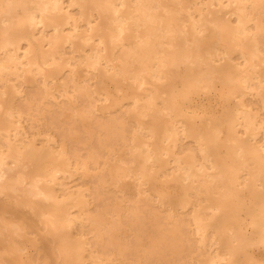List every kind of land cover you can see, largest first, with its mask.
Here are the masks:
<instances>
[{"label": "bare ground", "instance_id": "1", "mask_svg": "<svg viewBox=\"0 0 264 264\" xmlns=\"http://www.w3.org/2000/svg\"><path fill=\"white\" fill-rule=\"evenodd\" d=\"M27 83L37 87L42 100L55 103L56 93L66 97L64 104H56L59 117L68 123L75 117L80 128H65L76 124L74 118L65 127L57 118L59 130L68 129L76 144L98 133L97 147L82 155L83 149L69 150L73 140L68 138V145L39 125L29 134L25 114L39 106L34 93L26 96L22 84ZM214 88L225 97L219 113L190 110L195 94ZM80 98L87 102L83 108L77 107ZM107 100L113 117L104 113L98 120L94 112L102 107L97 102ZM260 108L264 0H0V264H38V255L34 261L25 254L26 240L35 241L29 232L38 230L43 231L39 236L50 237L43 241L55 254L52 264H132L129 246L116 241L115 249L104 250V236L112 242L121 231L113 216L120 217L130 199L171 205L170 187L180 196L174 201L179 210L191 209L190 220L184 218L193 226L199 255H192L190 264H264L253 251H264ZM131 123L135 127L128 135ZM184 138L191 143L185 150ZM102 161L122 195L92 212L94 192L71 185L69 179L87 177ZM129 178L134 179V193ZM161 211H152L155 219ZM165 211L163 218L172 220L167 232L173 236L182 224L179 215ZM161 241L171 252L179 245L168 235ZM192 246L187 245L190 252ZM206 249L207 255L202 252Z\"/></svg>", "mask_w": 264, "mask_h": 264}, {"label": "rangeland", "instance_id": "2", "mask_svg": "<svg viewBox=\"0 0 264 264\" xmlns=\"http://www.w3.org/2000/svg\"><path fill=\"white\" fill-rule=\"evenodd\" d=\"M200 1V0H199ZM239 60V59H238ZM85 69L86 68H83L82 69V72L83 73H85ZM41 83H39V84H37V85H39V86H41L40 85ZM26 85V86H25ZM22 84V86H23V88H24V90H25V94H26V96H28L29 95V97L30 96H33V95H36V97H37V99H35L34 101L35 102H37L38 103V106H37V104L35 103V105H34V107H38V108H40V106L44 109L43 110V112H42V115H40L41 114V112H40V110L42 109V108H40V110H39V113H37L38 112V110L35 112V111H33L32 110V112L33 113H30V114H25V118L24 119H26V120H24L23 121V124H24V126L26 127V130L28 131V133L29 134H32L33 132H35L37 129H38V127L40 126V127H43V128H47V129H49V131H51L56 137H57V139H59L60 138V136H61V139L62 138H64L66 141H67V143H68V145H69V139L71 140L70 142H72V138H70V136L68 135V133H70V131H71V127H72V129L74 130V128H75V130L77 129V128H80V125H79V123H78V121L76 120V118L75 117H73L74 118V121H76L75 123L76 124H71L72 122H73V118L71 119V122H67L69 119H67V121H65V119L63 118V119H61L60 117H59V109H60V106L58 107V106H56V104L58 105H61V104H64L65 103V101H67V98L66 97H64V96H61V95H59L58 93H56L57 94V98H53L54 100H55V103H54V101L52 100V99H49L50 101L52 100V102L54 103V105L52 104V102H50L48 99H43L42 100V98H40V97H38L37 96V87H31L30 88V84L29 83H27V84ZM27 86H29V87H27ZM110 86H112V85H110ZM26 87V88H25ZM34 88H36V91L35 90H33ZM27 89V90H26ZM220 88H218V90H217V88H214V89H212V90H210L209 91V93L208 92H201L199 95L198 94H195L194 95V97L196 96V100L193 98V100L195 101H193L192 100V102L189 104V108H190V110H192V111H199V113L201 112V113H203L202 111H204L205 113H208V114H211V113H219L221 110H222V108H223V106L226 104V102H225V97L224 96H222V95H220V90H219ZM70 90H71V92H73L74 90H73V88H70ZM31 91H33V92H31ZM213 91V92H212ZM215 91V92H214ZM217 91V92H216ZM33 95H32V94ZM207 93V94H206ZM219 94V95H218ZM204 95V96H203ZM60 98H59V97ZM200 96V97H199ZM207 96V97H206ZM212 97V98H211ZM224 97V98H223ZM63 98H65V99H63ZM209 98H210V100H209ZM215 98V99H214ZM219 98V99H218ZM39 99V100H38ZM57 99V100H56ZM81 99V98H80ZM41 100L43 101V102H41ZM45 100H46V102H45ZM47 100L49 101V102H47ZM63 100V101H62ZM82 100V99H81ZM81 100H78V102H77V107L78 108H83L85 105L84 104H87V102L86 101H81ZM205 100V101H204ZM200 101V102H199ZM202 101V102H201ZM215 101V102H214ZM218 101V102H217ZM82 102V103H81ZM198 102V103H197ZM224 103V105H223V103ZM44 103H46L45 105H44ZM48 103H50L52 106H54V107H52L51 105H50V108H49V110H47L48 109V107H49V104ZM79 103V104H78ZM84 103V104H83ZM220 103V104H219ZM97 104H99V107L101 106L102 108L100 109V110H98V111H96L95 110V114L96 115H98V120H99V115H104V113H106L104 116H108V115H110V116H112L113 117V115L111 114V111L113 112V106H111L110 105V101L109 100H107L106 101V103L104 102H102V101H98L97 102ZM207 106H206V105ZM219 104V105H218ZM204 107H203V106ZM44 106V107H43ZM108 106V107H107ZM206 106V107H205ZM56 107V108H55ZM194 107H195V109H194ZM198 107V108H197ZM211 107V108H210ZM222 107V108H221ZM258 104H254V108L255 109H257L258 110ZM45 108H47V109H45ZM52 108V109H51ZM200 108V109H199ZM54 109V110H53ZM57 109V110H56ZM262 108H260V114H261V116L263 115V113H264V109L263 110H261ZM52 110V111H51ZM50 111V112H49ZM53 111H56V113H58V114H55ZM47 112H48V114H50L49 115V117L50 118H52V120H48V118L49 117H46L48 114H47ZM98 112V113H97ZM107 112H108V114H107ZM36 113V114H35ZM45 114V117L47 118H45L44 117V114ZM110 113V114H109ZM51 114H52V116H51ZM54 114V115H53ZM114 115H115V117H119V119L118 120H121L122 118L121 117H123V116H121L120 114L118 115V114H115V113H113ZM57 115V117H54V116H56ZM101 115V116H102ZM28 116H29V118H28ZM33 116H34V118H33ZM38 117V118H36V120H35V117ZM104 116H102L103 118H104ZM110 116H108V117H110ZM117 117V118H118ZM262 117H264V115L262 116ZM43 118H45V119H43ZM59 120H58V119ZM101 118V117H100ZM103 118H101V120L103 119ZM121 118V119H120ZM32 121H31V120ZM43 119V120H42ZM53 119L55 120H58V124H59V121H61V120H64L65 121V123H63L64 121H61L60 123H61V126L63 125L64 127L65 126H67L68 124H71L72 126H67V127H65V128H68V129H64V130H59L60 128L61 129H63L61 126L59 127V125L57 126V123H56V120L55 121H53ZM95 119H96V117H95ZM40 120H42V122L40 123ZM46 121V122H45ZM53 123H52V122ZM70 121V120H69ZM31 122H33V124H31ZM48 122H50L49 123V125H50V127H48L49 125H48ZM55 122V123H54ZM45 123H47V125H45ZM68 123V124H67ZM77 123H78V125H77ZM29 124H31L32 126H34L33 128L32 127H30V125ZM36 124V125H35ZM52 124H56V126L57 127H59L58 128V130L56 129V128H53L55 125H52ZM133 123H131L130 125H132ZM39 125V126H38ZM74 125V126H73ZM126 126V129H127V131H126V134H128V135H131L132 134V132H133V126H134V124L132 125V127L131 126ZM53 126V127H52ZM55 126V127H56ZM36 127V128H35ZM74 127V128H73ZM128 127V128H127ZM135 127V126H134ZM29 128V129H28ZM130 128V129H129ZM129 129V130H128ZM68 130V131H67ZM131 130V131H130ZM58 131V132H57ZM61 131V132H60ZM62 132H65V133H62ZM58 135H57V134ZM60 135V136H59ZM97 135V136H96ZM65 136V137H64ZM102 135H100L99 136V138L101 137ZM95 137V138H94ZM97 137V138H96ZM69 138V139H68ZM60 139V140H61ZM94 139V140H93ZM95 139H98V133L97 134H94V136H93V138L92 139H90V141H87V143H84L85 141H81V143L79 142V143H75L76 141H74L73 140V142L75 143V144H72L71 143V145H74L73 146V148H72V146L71 145H69V150H72V151H78V150H81V149H83V150H81V151H79V153L80 154H84V153H87V152H89L88 150L90 149H94V147L96 148L97 147V145H95V144H97L98 143V141L97 140H95ZM189 140V141H188ZM93 141V142H92ZM96 141V142H95ZM187 141V142H186ZM84 144H87V146L88 145H90L91 147L93 146V145H95V146H93V148H90V146H86V145H84ZM90 142V143H89ZM182 145L184 144H186L185 146L183 145V150H185V149H187L190 145H191V143H190V139H182ZM189 142V143H188ZM89 143V144H88ZM92 143H93V145H92ZM119 145H120V143H118ZM118 144H116V145H118ZM75 145H79L78 147L77 146H75ZM121 145H123V144H121ZM127 145H129V142L127 141V143H125L124 142V145L122 146V153H123V155H124V153H125V150L127 149ZM189 145V146H188ZM126 146V147H125ZM80 147H83V148H80ZM124 147V148H123ZM70 148H72V149H70ZM89 148V149H88ZM75 149V150H74ZM86 149H88V150H86ZM183 150H182V152L181 153H183ZM86 151V152H85ZM103 152V151H102ZM106 154V152L105 153H102V156H104V155ZM85 155V154H84ZM107 155V154H106ZM102 163H103V161L101 162V164L99 165H96V166H94V167H92L91 168V171H90V174L87 176V177H82V175H76L74 178H72V179H69V183L71 184V185H73V186H76V187H79V186H81V187H85V188H88L90 191H93L94 192V194H95V203H93L92 204V212L94 211H100L101 209H103L106 205H108V204H112V203H114V202H116V201H120L121 200V193H122V191H119V189L115 186V184L113 183V179H111L112 178V174H110L109 173V171H108V169L104 166V165H102ZM104 164V163H103ZM101 166V168L99 169V167ZM102 168H103V170H102ZM92 169H95V170H92ZM107 170V171H106ZM105 172H107V173H105ZM107 174V175H106ZM92 175H93V177H92ZM73 182V183H72ZM127 182H129L128 184L130 185L129 186V188L131 189V187H132V191H133V193L135 192V185H134V179L132 178H129V179H127ZM107 187V188H106ZM130 189H128V191L130 190ZM168 190H170V192L171 193H169V194H171L172 195V197H173V199H174V201H178L179 199H180V196L179 195H177V194H174L175 193V189L174 188H172V187H170ZM121 192V193H120ZM106 193V194H105ZM117 195V196H116ZM175 196H177V197H175ZM194 197V196H193ZM192 197V198H193ZM195 198V197H194ZM150 200V199H149ZM149 200H147V201H141V202H133L132 201V203L134 204V205H132V203H131V199L130 200H128V201H130V202H125V206H124V209L125 210H127L128 208H135V210H136V212L135 211H130L129 213L131 214V216H130V214L129 213H126V212H124V209L121 211L122 212V214L120 215V217H122V218H120L119 216H117V215H115V216H113V219H115V222H118L119 224H120V227H121V231H119V232H115L116 234H114V238L112 239L113 241L111 242L110 240H109V238H108V235H105L104 237H106V238H104V240H106V242H107V244H106V247L104 248V250L105 251H111V250H113V249H115V242L117 241V242H119V243H121V244H123V245H127V246H129L128 248H129V252H128V261H129V259H130V263H132V264H172V262L174 261V264H183V262L185 263V260H184V258L185 257H188V258H185L186 259V262L187 261H189V262H187L188 264H190L191 263V261H192V255H193V257L194 256H198L199 254H198V250H197V247H196V240H195V235L193 234V232H192V230H193V226L192 225H190V223H189V218H190V212H188L189 210L191 211V209H190V207L188 206V208H186V209H184V210H179V208H178V205H177V203L176 202H174L173 201V205L171 204V205H167V206H162V205H158V204H161L159 201L157 202V200L156 201H149ZM137 203V204H136ZM149 203V204H148ZM154 204V205H153ZM147 205V206H146ZM150 205V206H149ZM157 206V207H156ZM153 207V208H152ZM165 208V209H164ZM167 208H169V209H167ZM172 208V209H171ZM158 209H159V211L160 210H162L161 212H162V215L161 214H159L157 217H156V219H157V221H156V219L154 218V216L152 215V211L153 210H155V211H158ZM138 210V211H137ZM164 210H166L167 212H170L171 210H172V212L171 213H173L174 212V214H176V215H179V217L178 216H176L178 219H177V221L179 222V223H181L182 224V226L180 225V230H179V233H178V231H176V233H175V235H170L169 234V232H167L168 231V226L170 225V222L172 223V220L171 219H168L167 218V220L165 219V218H163V215H165V213L163 212ZM165 211V212H166ZM187 211V212H186ZM144 212H145V214H144ZM149 214H148V213ZM160 212V213H161ZM21 213V212H20ZM164 213V214H163ZM181 213V214H180ZM183 213V214H182ZM186 213V214H185ZM22 214H24V212H22L21 213V215ZM134 214V215H133ZM187 214L189 215V216H187ZM137 215V216H136ZM142 215V216H141ZM149 217H148V216ZM115 217V218H114ZM118 217H119V219H118ZM129 217V218H128ZM184 217H186L187 219H189V220H185V218L183 219ZM126 218V219H125ZM139 218V219H138ZM154 218V219H153ZM161 218V219H160ZM163 218V219H162ZM165 219V223L164 222H162V220H164ZM181 219V220H180ZM174 220V219H173ZM243 220H244V215L243 214H240V216H239V219L237 220V222L239 223V224H241L242 222H243ZM122 221H123V223H122ZM153 221L154 222H156V224H154L153 223ZM170 221V222H169ZM162 222V223H161ZM176 222V221H175ZM121 223H122V225H121ZM125 223V224H124ZM169 223V225H167ZM184 223V224H183ZM119 224H117V225H119ZM124 224V225H123ZM127 224V225H126ZM133 224V225H132ZM140 224H142V225H140ZM165 224H166V226H165ZM152 225H153V227H152ZM163 225V226H162ZM187 225V226H186ZM126 226V227H125ZM128 226V227H127ZM130 226V227H129ZM136 226V227H135ZM185 226H186V228H185ZM124 227V229H122ZM145 227V228H144ZM163 227V228H162ZM132 228H134V229H132ZM139 228V229H138ZM142 228V229H141ZM143 229H144V231H143ZM186 229H188V231H186ZM130 232H129V231ZM138 230V231H137ZM159 230L160 231H163V232H161L162 234L164 233V235H162L161 233V235L158 233L159 232ZM125 233H124V232ZM134 231H136L135 233H134ZM140 231V232H139ZM149 231V232H148ZM184 231V232H183ZM129 232V233H128ZM143 232V233H142ZM186 232H187V234L188 233H190V235L188 234H186ZM36 233H38V234H43V231L42 230H38L37 232L35 231V232H29V237L31 238V239H35V241L34 242H32L30 239H28V240H26V243H25V245H26V251H25V254L27 255V256H29L30 258H34V256H37L38 255V257H36L37 258V263L38 264H42V263H46V261H41V259L42 260H44V259H46V258H48L47 259V263L46 264H52V261L51 260H55V257H53V256H55V254H53V253H51V250H50V246L48 247V242H45L47 239V241H49V238L50 237H44V236H42V235H38V234H36ZM131 233V234H130ZM138 233H141V234H138ZM145 233V234H144ZM153 233H154V235H153ZM180 233L182 234L181 236L183 237H180ZM33 234H35V235H33ZM122 234V235H121ZM125 234V235H124ZM148 234H149V236H148ZM159 234V235H158ZM168 235V236H171V237H174V240L177 242L179 239V245L181 246V244L183 245V246H179L178 245V248H177V250L179 251H170V248H168V243H163V244H159L160 242H162L161 240H162V237H164V236H166V235ZM177 234H178V236H177ZM185 234V235H184ZM33 235V236H32ZM119 235V237H118V239H115V238H117V237H115V236H118ZM144 235H145V237H144ZM153 236V238H150V237H152ZM186 235H187V237H186ZM37 236V237H36ZM39 236V237H38ZM125 238H124V237ZM131 236V237H130ZM156 236V237H155ZM176 236V237H175ZM36 237V238H35ZM126 237H127V239H126ZM190 237V238H189ZM192 237V238H191ZM46 240H45V239ZM120 238V239H119ZM136 238V239H135ZM155 238H157L158 239V241H157V239H155ZM187 238V240L190 242V241H194L195 242V244L193 243V242H191L190 244H188L189 242L188 241H186L185 239ZM43 239L45 240V241H43ZM149 239V240H148ZM190 239V240H189ZM126 240V241H125ZM128 240H129V242H128ZM134 240V241H133ZM37 241V242H36ZM146 241V242H145ZM183 241H184V243H183ZM186 241V242H185ZM29 242H30V244H29ZM45 242V243H44ZM125 242V243H124ZM134 242H135V244H134ZM153 242V243H152ZM182 242V243H181ZM188 242V243H187ZM137 243V244H136ZM143 243V244H142ZM181 243V244H180ZM42 244H43V247L44 248H41L40 246H42ZM135 245V246H134ZM140 245H142V246H140ZM145 247H144V246ZM154 245H155V247H157V248H155L154 247ZM187 245H188V247H189V245H193L192 247H193V249L191 248V252H190V249L187 247ZM28 246V247H27ZM165 246H166V248H165ZM40 247V248H39ZM109 247V248H108ZM142 247V248H141ZM159 247H161V248H159ZM164 247V248H163ZM184 247V248H183ZM191 247V246H190ZM146 249V251L145 250H143V249ZM148 248V249H147ZM155 249V251L153 250V249ZM160 249V251H159V249ZM183 248V249H182ZM38 249H39V251L40 252H38V253H35V252H37L38 251ZM141 249V250H140ZM180 249H182V251L180 250ZM187 249V250H186ZM255 249V250H254ZM254 249H253V251H254V253L256 254V257L257 258H259V259H263L264 258V251L262 250L263 248L262 247H254ZM34 250V251H33ZM37 250V251H36ZM43 250H45V251H43ZM153 252H152V251ZM167 250V251H166ZM136 251V252H135ZM148 251V252H147ZM180 251H181V253H182V255L180 254ZM184 251H187V252H185L184 253ZM42 252L43 253H45L44 255H42ZM142 252V253H141ZM158 252V253H157ZM203 252V254H208L210 251H209V249H206V250H203L202 251ZM259 252V253H258ZM35 253V254H34ZM136 253V254H135ZM149 253H150V255H149ZM157 253V254H156ZM169 253H170V255H169ZM179 254V257H180V255H181V261H180V259H179V257H178V254ZM173 254V255H172ZM188 254V255H187ZM262 254V255H261ZM185 255V257H183ZM187 255V256H186ZM41 257V259H40V257ZM45 258H44V257ZM161 256V257H160ZM165 256V257H164ZM261 256V257H260ZM44 259H43V258ZM53 257V258H52ZM135 257V258H134ZM137 257V258H136ZM142 259V260H140V258ZM178 257V258H177ZM36 258H34L33 260L34 261H36ZM136 259H138L139 260V262H137L136 261ZM175 259V260H174ZM39 260H40V262H39ZM48 260H50L51 262H49ZM135 260V261H134ZM182 260H183V262H182ZM132 261H134V262H132ZM169 261V262H168ZM54 262V261H53ZM151 262H153V263H151ZM187 263H185V264H187Z\"/></svg>", "mask_w": 264, "mask_h": 264}]
</instances>
